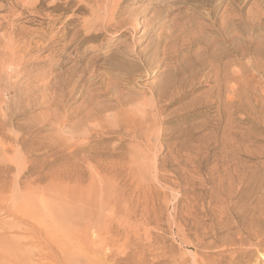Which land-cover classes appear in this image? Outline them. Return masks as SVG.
<instances>
[{"label":"rangeland","instance_id":"obj_1","mask_svg":"<svg viewBox=\"0 0 264 264\" xmlns=\"http://www.w3.org/2000/svg\"><path fill=\"white\" fill-rule=\"evenodd\" d=\"M0 245L264 264V0H0Z\"/></svg>","mask_w":264,"mask_h":264},{"label":"bare ground","instance_id":"obj_2","mask_svg":"<svg viewBox=\"0 0 264 264\" xmlns=\"http://www.w3.org/2000/svg\"><path fill=\"white\" fill-rule=\"evenodd\" d=\"M114 8H115V7H114ZM104 18H105V17H104ZM104 18H103V19H104ZM135 29H136V28H135ZM121 103H122V102H121ZM132 105H133V104H132ZM45 207H46V206H45ZM69 207H70V206H69ZM72 208L75 209L73 206H72ZM68 209H70V208H68ZM76 209H77V208H76ZM70 210H71V209H70ZM70 212H71V214L73 213L72 210H71ZM76 212H77V211H76ZM40 213H41V212H40ZM49 213H50V212H49ZM68 213H69V212H68ZM79 213H80V211H79ZM79 213H77V214L79 215ZM63 214H64V213H63ZM68 215H69V214H68ZM49 216H50V215H49ZM44 217L47 218L48 216H44ZM54 217H56V216H54ZM72 217H75V216H72ZM72 217H71V218H72ZM41 218H43V217H41ZM41 218L39 219L40 221H41ZM51 218H52L51 216H50V218H48V222H49V219H51ZM61 219L64 220L65 217H64V218L61 217ZM42 220H43V219H42ZM45 220H46V219H45ZM52 220H53V219H52ZM60 221H61V220H60ZM71 221H72V220H71ZM48 222H47V223H48ZM56 222H58V221H56ZM68 222H69V221H68ZM41 223H42V222H40V226H41L40 228L43 229V231H44L45 234L47 235V236H46V240H49V241H50V240H51V241H52V240H55V238H57V237L59 236V235H58L59 233L62 235V233H61L62 230L69 228V225H68L67 228H66V227H62L61 224L55 223V221H54L53 223H51V224L49 223L50 225H49V224L47 225V224L45 223V221H43L42 224H41ZM44 223H45V224H44ZM60 223H62V222H60ZM64 223H65V222H64ZM71 223H72V222H71ZM62 224H63V223H62ZM67 224H68V223H67ZM67 224H65V225H67ZM83 228H84V226H83ZM81 229H82V228H81ZM84 229H86V228H84ZM40 230H41V229H40ZM89 230H91V228H90ZM92 230H93V229H92ZM77 231H78V230H77ZM80 231H81V230H80ZM86 231H87V230H85V232H86ZM62 232H63V231H62ZM64 232H65V230H64ZM82 232H84V231L82 230ZM69 233H70V232H69ZM80 233H81V232H80ZM80 233H79V234H80ZM63 234H65V233H63ZM73 234H74V233H73ZM79 234H78V235H79ZM88 234H90V232H89ZM92 234L94 235V233H92ZM69 235H70V234H69ZM75 235H76V234H75ZM84 235H86V234L83 233V236H84ZM93 235H92V236H93ZM30 236H31V235H30ZM64 236H65V235H64ZM64 236H63V237H64ZM79 236H80V235H79ZM28 237H29V236H28ZM47 237H48L49 239H47ZM60 237H61V236H60ZM60 237H59V238H60ZM76 237H77V236H76ZM85 237H86V236H84V238H85ZM87 237L90 238L91 236L88 235ZM87 237H86L85 239H87ZM93 237H94V236H93ZM79 238H82V236L79 237ZM91 238H92V237H91ZM91 238H90V239H91ZM95 238H97V237H94V239H95ZM32 239H33V238H32ZM34 239H35V238H34ZM71 239H72V238H71ZM71 239H69V240H70L69 242H71ZM85 239H84V240L82 239V240L85 241ZM59 240H60V239H59ZM62 240H63V239H62ZM88 240H89V239H88ZM92 240H93V239H92ZM95 240H96V239H95ZM95 240H93V241H95ZM57 241H58V240H57ZM76 241H77V240H76ZM76 241L74 242V240H73L74 244L76 243ZM86 241H87V240H86ZM89 241H90V240H89ZM53 242H55V241H53ZM53 242H52V243H53ZM73 242H72V243H73ZM33 243H34V242H33ZM49 243H50V242H48V244H49ZM59 243H60V242H59ZM63 243H64V242H63ZM67 243H68V242H67ZM67 243H66V244H67ZM81 243H82V242H81ZM84 243H85V242H84ZM19 244H20V243H19ZM34 244H35V243H34ZM2 245H3V244H2ZM36 245H37V244H36ZM52 245H53V244H52ZM72 245H73V244H72ZM80 245H81V244H80ZM88 245H89V244H88ZM0 246H1V245H0ZM12 246H13V245H12ZM24 247H25V246H24ZM56 247H58V246H56ZM61 247H63V246H61ZM66 247H67V251H68V249H69L70 247H68V246H66ZM66 247H65V248H66ZM88 247H89V246H88ZM9 248H11V247H9ZM12 248H13V247H12ZM17 248H18V247H17ZM25 248H28V247H25ZM63 248H64V247H63ZM5 249L7 250L8 248H4L3 251H4ZM14 249H15V248H14ZM57 249H58V248H57ZM59 249H60V248H59ZM73 249H74V248H73ZM73 249H72L71 251H73ZM76 249H77V248H76ZM76 249H75V250H76ZM89 249H90V247H89ZM91 249H92V248H91ZM12 250H13V249H12ZM12 250H11L10 252H8V250H7V253H6V254L3 255V253H2V254L0 255V261H1L2 263H4V264H20V263H18V261H17V262H14V261H11V260L9 261V258H8V257H9V256H13L14 254H16V253L12 252ZM62 250H63V249H62ZM83 250H84V249H83ZM92 250H93V252H94V249H92ZM17 251H20V250H17ZM21 251H22V250H21ZM24 251H25V250H24ZM69 251H70V249H69ZM71 251H70V252H71ZM5 252H6V251H5ZM58 252H59V251H58ZM61 252H62V251H61ZM64 252H65V250H64ZM75 252H76V251H75ZM85 252H86V251H85ZM90 252H91V251H90ZM12 253H13V254H12ZM17 253H18V252H17ZM32 253H33V252H32ZM73 253H74V251H73ZM76 253H77V255L80 254V253H78V251H77ZM81 254H83V253H81ZM92 254H93V253H92ZM97 254H98V253H97ZM5 255H7V256H5ZM65 255H66V254H65ZM69 256H70V254H69ZM71 256H72V255H71ZM71 256H70V257H71ZM85 256H86V254H85ZM99 256H101V255H99ZM105 256H106V255H104V257H105ZM104 257H103V260H104ZM108 257H109V256H108ZM67 258H68V256H67ZM72 258H73V256H72ZM86 258H87V256H86ZM86 258H85V259H86ZM100 258H101V257H100ZM10 259H12V258H10ZM13 259H14V258H13ZM85 259H84V260H85ZM65 260H66V259H65ZM86 260H87V259H86ZM71 261H72V260H71ZM93 261H94V260H93ZM1 262H0V263H1ZM21 262H22V261H21ZM66 262H67V261H66ZM69 262H70V261H69ZM95 262H96V261H95ZM98 262H99V261H98ZM137 262H138V261H137ZM137 262L135 261L134 263H137ZM89 263H90V262H89ZM96 263H97V262H96ZM96 263H95V264H96ZM93 264H94V263H93Z\"/></svg>","mask_w":264,"mask_h":264}]
</instances>
